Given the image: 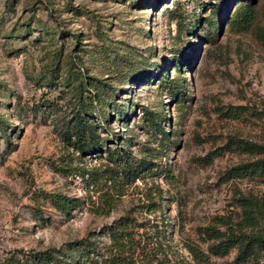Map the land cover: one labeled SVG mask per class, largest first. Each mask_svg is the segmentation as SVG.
I'll list each match as a JSON object with an SVG mask.
<instances>
[{
  "label": "rangeland",
  "instance_id": "obj_1",
  "mask_svg": "<svg viewBox=\"0 0 264 264\" xmlns=\"http://www.w3.org/2000/svg\"><path fill=\"white\" fill-rule=\"evenodd\" d=\"M76 116L103 149L70 145ZM231 138L264 144V0H0V264L90 236L95 264H196L199 227L264 203L263 179L232 178L256 157Z\"/></svg>",
  "mask_w": 264,
  "mask_h": 264
},
{
  "label": "trees",
  "instance_id": "obj_2",
  "mask_svg": "<svg viewBox=\"0 0 264 264\" xmlns=\"http://www.w3.org/2000/svg\"><path fill=\"white\" fill-rule=\"evenodd\" d=\"M248 6L250 5L242 6L239 9L240 11L244 9V12H242L244 17H249ZM217 9H213L212 11H221V9L218 11ZM205 23H208L210 30L218 28L215 20L207 19ZM181 66L182 64L177 62L175 68L180 69ZM157 119L158 116L152 115L150 121L158 128L159 123ZM160 131L167 137L166 131L162 128ZM65 137L68 139L70 145L80 152L81 155H91L93 152L103 149L104 146L97 139L92 126L77 116L75 124L68 127ZM228 145L233 151L256 157L255 160L233 168L230 171L232 178L256 177L264 180V144L231 138ZM113 154H116L115 156L119 158L117 159L118 161L124 155L119 149H115ZM130 169L129 174H134V179H136L139 177L138 175L141 171H143V166L140 165L139 168L134 170ZM55 201L57 210L63 213L69 208L80 205L79 200L70 199L65 196H58ZM239 206L242 208L243 218L241 222L229 225L224 220H221L219 224L222 227H226V230H221L217 226L199 227L196 230L199 242L189 239L185 240L183 248L191 255L196 264H213V258L226 257L232 251H237L232 264H248L250 261L258 260L261 255H264V203L260 204L251 199L242 198ZM103 233L104 236L110 237L114 243H123L124 235L127 231L124 225H120L115 230L110 229V231ZM90 238L91 236L70 244L67 252H57L55 250L31 252L25 253L23 259L19 258L17 254H13L3 264H95L97 262H94L95 260L90 258L92 255H99L104 261L108 260L105 258L106 255L102 254L98 243ZM120 258L122 257L117 256V259ZM119 262L120 264H130L128 260L126 262ZM179 263L180 261L176 256L173 258L168 256L164 260H155V264ZM131 264H137V262L133 260Z\"/></svg>",
  "mask_w": 264,
  "mask_h": 264
}]
</instances>
